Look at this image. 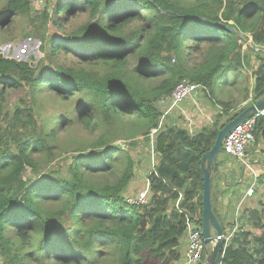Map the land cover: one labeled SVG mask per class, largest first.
<instances>
[{"label": "trees", "instance_id": "1", "mask_svg": "<svg viewBox=\"0 0 264 264\" xmlns=\"http://www.w3.org/2000/svg\"><path fill=\"white\" fill-rule=\"evenodd\" d=\"M32 2L0 0V18L25 22L26 37L37 39L43 52L34 64L0 54V264H177L185 217L174 202L181 194L179 206L190 214L198 206L200 222L202 155L224 114L264 97V4L57 0L35 9ZM80 13L87 19L66 31L64 23ZM49 24L63 31L50 33ZM240 35L258 60L250 77ZM61 51L72 52L80 66L61 63ZM182 79L205 88L221 111L212 127L193 134L172 124L161 129L155 137L159 161L148 176L149 201L128 204L124 192L135 166L128 147L156 127L159 100ZM7 88L24 94L9 110L3 102ZM38 97L50 108H65L48 111ZM71 125L87 137L64 167H49L62 155L58 130ZM258 139L264 141V117L256 124ZM259 180L256 207L243 211L248 227L214 264H264ZM215 189L213 183L211 205L218 217Z\"/></svg>", "mask_w": 264, "mask_h": 264}, {"label": "rangeland", "instance_id": "2", "mask_svg": "<svg viewBox=\"0 0 264 264\" xmlns=\"http://www.w3.org/2000/svg\"><path fill=\"white\" fill-rule=\"evenodd\" d=\"M43 1L46 2L50 8V5L52 6L57 0H33L32 3L34 8L38 9L39 6H43L44 4ZM259 3L262 6L264 4V0H259ZM262 14L263 16L261 19H263V21H261V23L264 27V9L262 11ZM86 15L87 14L85 13H80L71 17L68 21H66V23H64V29L66 31L73 30L76 26L80 25L87 19ZM6 19L7 18L4 17L0 18V54L7 58H13L20 61H27L31 64L36 63L38 59L43 57V52L39 48V41L33 37H26L25 32L29 29V27H27L25 22H21L19 20H13L12 22H8L6 21ZM61 31H63V28L53 27L51 24H49L48 26V32L50 33H60ZM249 46H251V44L247 45L245 42L241 43L242 52L245 53L246 56L247 55H249V57L252 56L249 59L250 61L253 62L254 60L257 61L256 56H253L252 55L253 53L249 50ZM60 56H61L60 57L61 63H64L66 65L80 66V63L75 58V56L72 55V52L70 54H65L63 53V51H61ZM254 65L255 62L254 63L249 62L247 64V68L253 69ZM83 66L89 67V65H83ZM206 95H207L206 92L203 93L200 91V93H198V98L197 99L196 97L194 98L196 104H194L190 100H187L182 104L180 109L171 110L165 115H162V111H161L162 108L160 106L159 108H160L161 116L158 121V124L156 125V127L151 128V129H156V133L154 134L155 135L154 142L158 132L169 124L176 125L180 128L189 131L188 126L191 127L192 125H189V122L186 119V117L187 116L190 117V115L192 119H194L195 125H201L202 128L212 127L213 122L215 123V121L217 120L216 113L218 108H216L214 105H212V103L209 102L208 97ZM23 96L24 94H22L20 90L7 88L3 98L5 107L9 110L13 108L15 105H18L19 104L18 100L22 99ZM38 100L45 102L44 106L46 110L52 111L53 113H56L61 109L65 108L64 105L62 107L54 105L55 107L50 108L48 105L49 103L46 100H41V97H38ZM126 119H132V117H128ZM148 134L146 136H142V135L136 136L133 140L134 145L128 147L129 152L135 161V166H134V176L126 187V190L124 192V197L135 195L141 189L147 188L146 187L147 173L148 171H150L151 168L150 152H149L150 139L148 137ZM86 137H87V133L81 130V128H79L77 125H71L70 127H67L65 129H59L56 134V144L59 146V152H62V155L60 157H55V159L50 163L49 167L55 166L57 164L64 167L63 160H65V164L68 163L69 162L68 156L72 152L73 147H76L78 143ZM231 157L232 156L229 155L228 153H225L222 150H220L217 159L219 161L222 160L225 163H232L233 165H235V163L238 164V162L233 160ZM156 158L158 161L159 159L158 154H156ZM239 164L242 165L240 162ZM29 171L30 170L26 171V175L28 173L30 174ZM148 195L149 197L151 196L150 190L148 192ZM212 203L213 205H215L214 200L212 201ZM220 221L222 223V219ZM240 227H245V224L242 223V226L240 224ZM149 263L164 264V262H158V261L155 262L149 261Z\"/></svg>", "mask_w": 264, "mask_h": 264}, {"label": "built area", "instance_id": "3", "mask_svg": "<svg viewBox=\"0 0 264 264\" xmlns=\"http://www.w3.org/2000/svg\"><path fill=\"white\" fill-rule=\"evenodd\" d=\"M241 37V43L245 42L247 45L251 44L249 40H246L242 35ZM207 92L205 88L192 83L186 79L180 80L171 93L162 99L159 100V103L162 108V115H165L166 113L170 112L171 110H177L180 109L182 104L190 100L194 104H196L194 95H196L197 92ZM264 117V107L260 110H256L255 112H251L247 119H245L243 122L235 125L230 132L226 135V137L222 140L221 148L225 153H228L232 157H234L237 161H239L241 164L246 166L245 161V150L247 145L253 142L254 140V133L256 129L257 122ZM188 120V117H186ZM156 133V129H151L150 133L148 134V137L150 139V171L147 173V179H146V187L144 189H141L137 192L135 195L126 196L125 201L128 204L131 205H145L149 201V195L148 192L150 190V183L148 176L154 172L156 169V165L158 163L156 158V150H155V142H154V134ZM119 144L126 148V145L122 142H119ZM264 183V178H263ZM256 185V180H252L245 190V196H251L254 192V186ZM182 195L180 194L178 196V199L174 202V206L184 214L185 217V232L182 237L181 242L184 245L183 253L180 257V260L177 262V264H199L202 260V256L206 254L209 247L204 244L202 235H201V227L200 222H198L199 219V208L197 207L195 209V212H192L191 214L186 211V207H180L179 203L182 200ZM195 201V199H193ZM241 202L237 205V208L235 210L234 220L232 223V226L229 229H222V236H221V245H220V259L223 257L224 250L233 243V238L236 235V233L244 229L243 227H240L239 221L237 219L238 216V210L240 207ZM192 218H191V216ZM218 252V253H219ZM221 263L220 261L218 262Z\"/></svg>", "mask_w": 264, "mask_h": 264}, {"label": "crops", "instance_id": "4", "mask_svg": "<svg viewBox=\"0 0 264 264\" xmlns=\"http://www.w3.org/2000/svg\"><path fill=\"white\" fill-rule=\"evenodd\" d=\"M255 56L254 54H252ZM252 57V56H251ZM249 55L246 57V62H244L246 65L244 66V71L251 76V73L257 68L258 66V60H254L255 65L253 69H248L247 64L254 63L253 61H250L251 58ZM257 65V66H256ZM251 82H253L251 80ZM207 91V90H206ZM208 92V91H207ZM198 93L194 95V98H198ZM219 97L222 99H226L225 93H218ZM224 94V95H223ZM209 97V95H208ZM212 105H214L216 108H218L217 111H221V108L214 104L212 101L210 102ZM249 102L241 104V106H237L233 111L228 112V115H223L222 121H220V124H224L227 120L234 117L235 115H232L233 113L238 112L240 108L247 107ZM245 105V106H244ZM188 117V116H187ZM189 125H192L191 127L188 126L189 134H193L198 132L201 129V125H195L194 119H192L191 115L188 117ZM158 154V153H157ZM233 160L237 161L234 157H231ZM159 161V159H158ZM245 161L246 166L243 164L240 165L239 161L238 164L235 163L233 165L232 163H225L222 160L217 159L216 165V173L214 172L212 184L214 183L216 185V201H215V207L218 214V219H222V229H229L232 226L233 220H234V213L237 208V205L239 202H241L239 210H238V216L237 219L239 221V224L242 223L245 224L244 229L248 227V222L246 221L245 216L243 215V211L247 209L248 207H256L257 202V195L262 192L263 188L260 184V180L263 183L264 178V141L261 139L253 140L252 143L247 145L245 150ZM215 168V167H214ZM214 169L212 170V172ZM211 172V173H212ZM256 180V185L253 187L254 192L251 196H245V190L249 186L250 182L252 180ZM264 184V183H263ZM227 217V218H226ZM219 220V221H220ZM221 222V221H220ZM184 249V245L181 242V245L179 247L180 253L182 255Z\"/></svg>", "mask_w": 264, "mask_h": 264}, {"label": "water", "instance_id": "5", "mask_svg": "<svg viewBox=\"0 0 264 264\" xmlns=\"http://www.w3.org/2000/svg\"><path fill=\"white\" fill-rule=\"evenodd\" d=\"M253 89L254 84L252 90ZM263 107L264 97L249 104L237 115L227 120L217 130L216 137L212 146L201 157L200 168L202 171V193L200 227L203 242L209 247L204 256L203 264H214L221 245L222 226L218 217L213 212L211 205V189L213 179V175L211 172L217 164V156L221 148L222 140L235 125L247 119L251 112L260 110Z\"/></svg>", "mask_w": 264, "mask_h": 264}]
</instances>
